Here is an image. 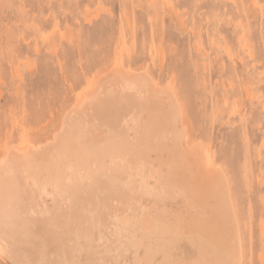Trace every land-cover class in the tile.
<instances>
[{
	"label": "bare ground",
	"instance_id": "1",
	"mask_svg": "<svg viewBox=\"0 0 264 264\" xmlns=\"http://www.w3.org/2000/svg\"><path fill=\"white\" fill-rule=\"evenodd\" d=\"M98 70L50 136L3 140L0 256L11 264H243L237 180L195 132L182 81L120 61Z\"/></svg>",
	"mask_w": 264,
	"mask_h": 264
},
{
	"label": "rangeland",
	"instance_id": "2",
	"mask_svg": "<svg viewBox=\"0 0 264 264\" xmlns=\"http://www.w3.org/2000/svg\"><path fill=\"white\" fill-rule=\"evenodd\" d=\"M113 61L184 82L195 132L237 180L242 262L264 264V0H0V146L50 136Z\"/></svg>",
	"mask_w": 264,
	"mask_h": 264
}]
</instances>
